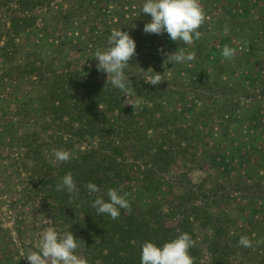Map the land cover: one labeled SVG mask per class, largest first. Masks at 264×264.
Listing matches in <instances>:
<instances>
[{
  "label": "rangeland",
  "instance_id": "374dc122",
  "mask_svg": "<svg viewBox=\"0 0 264 264\" xmlns=\"http://www.w3.org/2000/svg\"><path fill=\"white\" fill-rule=\"evenodd\" d=\"M95 1L56 0L47 10H35L39 29L23 38L50 69L70 63L79 67L82 78L88 81L93 76L86 67L96 62L94 42L106 46L112 30L128 32L136 41V54L130 58L133 69L146 78L153 72L161 74L157 85H162L163 97L159 98L161 108L157 106L154 117L175 114L178 121L189 124L187 133L171 134L181 152L160 174V190L142 196L132 190L134 198L142 203L159 202L166 212L182 193L168 187L169 179L181 180L182 187L195 188L188 203L204 208L211 205V218L206 223L195 222L198 241L215 238L226 244L230 250L227 264H264V0H199L205 21L198 29L200 38L191 44L172 41L167 33H145L144 25L151 16L141 12L144 0H99L98 5ZM109 12L122 20L120 26L112 25L106 33ZM93 36L100 37L93 42ZM225 46L236 49L231 60L221 55ZM179 50L194 52L195 59L184 64L166 63L164 53ZM6 67L0 56V78ZM98 78L107 80V74ZM8 82L0 85L2 125L13 119L10 109L15 103L5 96L17 82ZM21 92L17 102L24 98L37 100L43 89L24 86ZM121 102L137 115L152 109L135 92L121 95ZM142 115L144 118L139 116V120L144 123L140 121V127L150 123L149 115ZM36 122L24 125L28 127L25 129L46 124L42 118ZM4 149L0 148V167L10 161ZM57 150L65 149H43L52 165L62 163L55 160ZM74 151H69L72 155L67 161L77 159ZM134 169L138 173V168ZM24 178L23 174L7 171L0 175V264H30L24 256L38 250L45 229L55 227L45 213L39 212L37 202L22 201ZM174 215L170 214L171 223L176 222ZM217 227H222V232H215ZM241 237L249 238L250 246H242ZM77 254L83 257L78 249ZM209 259L203 251L202 260Z\"/></svg>",
  "mask_w": 264,
  "mask_h": 264
},
{
  "label": "trees",
  "instance_id": "16d2710c",
  "mask_svg": "<svg viewBox=\"0 0 264 264\" xmlns=\"http://www.w3.org/2000/svg\"><path fill=\"white\" fill-rule=\"evenodd\" d=\"M55 1L0 0V56L7 65L0 85L5 86L11 80L17 82L5 96L15 103L10 109L13 119H8L5 125L0 123V148H5L4 153L10 156L7 159L10 161L1 165L0 175L7 171L25 176L21 183L22 201L37 202L41 206L39 212L45 213L55 227L66 229L71 225L69 231L80 239L78 250L86 262L140 264L141 246L145 241L163 245L180 232H187L194 241L190 248L194 264H227L230 250L226 244L215 238L197 239L195 222L206 223L212 211L211 205L204 208L188 203L195 188H184L181 180L169 179L168 187L182 193L166 212L161 203H142L131 192L138 190V196H142L160 190V174L167 171L181 152L171 134L188 131L189 124L178 121L175 114L154 117L155 109L161 108L162 85L147 83L143 78L146 75L138 74L129 59L125 73L133 85L130 92L142 96L152 107L137 115L133 108L122 104L123 92L98 78L103 72L97 71V61L86 67L93 76L86 81L79 67L65 63L58 69H50L44 65L40 54L30 49L29 40L23 37L39 29L35 10H47ZM98 3L96 0L95 5ZM108 17L104 25L106 33L112 25L120 26L122 20L121 16L110 12ZM94 46L91 48L95 53L105 44L94 42ZM24 86L38 87L43 93L37 100L24 98L17 102L23 94L20 95L19 90ZM145 113L150 123L140 127L143 120H139V116L144 118ZM38 118L45 119L46 124L37 129H25L28 123L37 125ZM19 128L23 131H18ZM45 146L53 150H75L77 159L52 165L43 155ZM134 167L138 168V173ZM68 172L73 174L77 184V198L70 197L66 190H57L58 182ZM4 181L7 182L5 178ZM88 182L97 184L100 192L96 195L106 200L109 188H120L128 193L129 208L121 209L116 219L99 216L91 206L95 195H89L85 188ZM170 214H175V223L170 222ZM222 230L217 227L215 232ZM203 251L210 256L207 262L202 260Z\"/></svg>",
  "mask_w": 264,
  "mask_h": 264
},
{
  "label": "clouds",
  "instance_id": "9594fccd",
  "mask_svg": "<svg viewBox=\"0 0 264 264\" xmlns=\"http://www.w3.org/2000/svg\"><path fill=\"white\" fill-rule=\"evenodd\" d=\"M141 12L150 14V22L144 25L143 31L148 34H168L172 41H183L191 44L194 39H199L198 31L205 21V13L199 0H144ZM225 28V32H227ZM78 35V33H77ZM243 50V49H241ZM163 52V49H160ZM236 49L225 46L221 55L231 60ZM136 54V41L126 31L114 29L107 38L105 47L97 48L94 59L98 62L96 69L107 74V84L112 88L128 94L133 85L129 76L125 73L128 61ZM166 63L184 64L195 59L194 52L183 50L173 54L164 53ZM147 72V71H145ZM150 78H144L147 83L157 85L161 81V74L154 72ZM71 153L66 150H57L54 157L57 162H64L71 158ZM89 195H95L92 207L96 213L108 215L112 219L118 218L121 209L129 208L128 193L120 188H109L106 196L96 195L100 188L93 182L85 185ZM58 191H67L72 198L79 196V190L71 172L66 173L57 184ZM71 226V225H70ZM66 229L48 227L39 239L38 250L32 251L24 257L30 264H87L86 260L77 254L80 239ZM239 243L248 247L251 241L247 237H241ZM194 246L191 235L180 232L175 238L158 245L152 241H145L141 246L140 264H194V258L190 255V248Z\"/></svg>",
  "mask_w": 264,
  "mask_h": 264
}]
</instances>
